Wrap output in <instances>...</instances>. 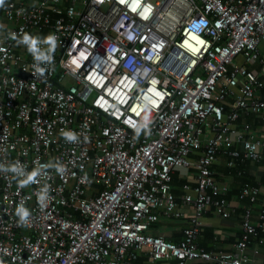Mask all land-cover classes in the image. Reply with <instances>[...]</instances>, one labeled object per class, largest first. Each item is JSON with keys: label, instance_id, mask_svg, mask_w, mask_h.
Returning a JSON list of instances; mask_svg holds the SVG:
<instances>
[{"label": "built area", "instance_id": "1", "mask_svg": "<svg viewBox=\"0 0 264 264\" xmlns=\"http://www.w3.org/2000/svg\"><path fill=\"white\" fill-rule=\"evenodd\" d=\"M38 1L0 5L13 24L0 42V165L39 173L20 187V173L0 171V264H133L142 251L152 263L256 264L248 250L264 245V208L254 223L246 207L234 252L197 239L211 208L232 213L212 169L220 154L264 160V135L236 126L264 110V0ZM45 30L48 60L17 51L26 46L11 34ZM191 167L196 184L179 203L172 174ZM260 191L245 186L240 198L255 203ZM181 203L192 211L180 241L150 232L161 214L183 217Z\"/></svg>", "mask_w": 264, "mask_h": 264}, {"label": "crops", "instance_id": "2", "mask_svg": "<svg viewBox=\"0 0 264 264\" xmlns=\"http://www.w3.org/2000/svg\"><path fill=\"white\" fill-rule=\"evenodd\" d=\"M25 5H34L39 2L38 0H13ZM37 1V2H36ZM68 4V0L63 2V5ZM13 24L8 21L4 15H0V42L3 37L12 28ZM49 33L45 30L41 33H31V36L35 38H44ZM17 51L21 54L29 55L33 58L26 47L18 46ZM238 64L245 65L242 57L237 59ZM250 70L255 71L258 74H262L263 69L260 64L252 63L247 66ZM259 97L264 100V88L258 92ZM248 123L251 126V133L255 136L264 135V110L259 113L241 114L239 120L236 122V126L242 129L243 126ZM201 152H196L191 156V160L196 162ZM233 158L225 153L220 154L217 160L212 165V169L215 172L216 179L226 184L229 187L228 199L231 204L232 213L228 218L222 217L218 211L211 208L202 219V227L200 235L197 239L199 246L208 251H233L235 243L241 234V215L245 211L246 207L253 210V222L258 223V214L262 208H264V160L253 161L251 159L239 160L236 159L234 165H230V161ZM197 170L195 167L191 168H177L172 174L171 188L172 192L176 195L178 202L180 198L188 190L184 189V185H189L192 190L196 184ZM245 186H257L260 188V194L255 203H251L250 200L240 198V193ZM96 189H100V185L95 186ZM190 192V191H188ZM184 212V216L181 218L165 217L160 215L159 220L152 225L150 229L151 233L163 236L165 239L178 242L183 238L184 228L189 225V216L192 211L190 206L179 205ZM160 214V213H159ZM257 247L253 242L249 247L248 254L256 264H264V245L260 248V253L255 255L253 253L254 248ZM173 264L174 260L169 262H157L152 263L149 254L145 251L139 253L138 259L133 264ZM194 264H215L213 262L197 260Z\"/></svg>", "mask_w": 264, "mask_h": 264}, {"label": "clouds", "instance_id": "3", "mask_svg": "<svg viewBox=\"0 0 264 264\" xmlns=\"http://www.w3.org/2000/svg\"><path fill=\"white\" fill-rule=\"evenodd\" d=\"M3 3H4V0H0V5H2ZM11 37L13 39H16L18 43L25 45L27 47L28 51L31 54H33L35 59H43V60H48L49 59L48 56L40 57L38 55V52H39L38 45L40 43L38 38H35V37L31 36L30 34H24V35H22L20 37H17L16 34H14V33L11 34ZM45 42L48 43L52 49H54V47H55V37L54 36L47 37L45 39ZM37 71L42 74L44 70L43 69H37ZM61 134L69 142H75L77 140V136L73 132L64 131ZM18 165H19L18 161L16 163H13V164L8 165L6 167L4 165H0V171L11 172V173H13L15 175L17 173H20L21 176L23 177V179H21L19 181L20 187H24L26 184H29V183L33 182L35 180V177L39 174L37 171H33L31 173H27L24 170L23 167H21L20 165L18 167ZM57 171L60 174H63L65 169H64L63 166H59L57 168ZM47 191L48 190L45 187L41 191V193L38 195V200H39V203H40L41 207H46ZM16 214L20 217V223L22 225L27 223L29 215H30V212L23 205H20V206L17 207Z\"/></svg>", "mask_w": 264, "mask_h": 264}, {"label": "rangeland", "instance_id": "4", "mask_svg": "<svg viewBox=\"0 0 264 264\" xmlns=\"http://www.w3.org/2000/svg\"><path fill=\"white\" fill-rule=\"evenodd\" d=\"M153 1H156V0H153Z\"/></svg>", "mask_w": 264, "mask_h": 264}]
</instances>
